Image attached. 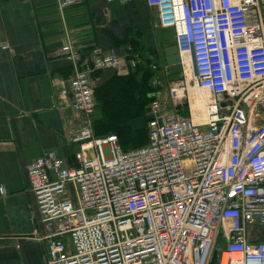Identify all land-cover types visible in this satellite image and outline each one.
<instances>
[{
  "label": "built area",
  "instance_id": "obj_1",
  "mask_svg": "<svg viewBox=\"0 0 264 264\" xmlns=\"http://www.w3.org/2000/svg\"><path fill=\"white\" fill-rule=\"evenodd\" d=\"M146 2L172 29L182 73L191 63L187 81L208 92L204 116L176 114L171 89L150 104L145 146L96 137L97 73L126 76L139 61L99 47L84 57L65 32L61 96L81 119L78 151L73 164L47 153L26 168L44 264H210L215 252L217 264H264V241L248 238L264 228V0Z\"/></svg>",
  "mask_w": 264,
  "mask_h": 264
},
{
  "label": "crops",
  "instance_id": "obj_2",
  "mask_svg": "<svg viewBox=\"0 0 264 264\" xmlns=\"http://www.w3.org/2000/svg\"><path fill=\"white\" fill-rule=\"evenodd\" d=\"M58 1L67 7L60 10ZM158 22L146 0H0V264H44L26 168L47 153L73 164L78 151L70 138L81 119L61 96L72 76L61 51L65 32L84 57L95 47L137 57L165 53L174 40L172 29ZM115 73L96 79L101 84ZM248 238L264 241V228L251 227Z\"/></svg>",
  "mask_w": 264,
  "mask_h": 264
},
{
  "label": "trees",
  "instance_id": "obj_3",
  "mask_svg": "<svg viewBox=\"0 0 264 264\" xmlns=\"http://www.w3.org/2000/svg\"><path fill=\"white\" fill-rule=\"evenodd\" d=\"M140 66L142 64H138L135 72L126 76L115 74L95 88L96 115L98 110L99 115L93 120L94 134L98 138L116 136L125 151L135 149L136 135L140 134L142 140L147 137L143 131L138 134L133 132L134 123L145 121L147 131V123L152 119L147 107L156 95L146 94V90L150 88L148 81L151 73L146 67ZM139 73L143 74L141 82L137 79Z\"/></svg>",
  "mask_w": 264,
  "mask_h": 264
},
{
  "label": "rangeland",
  "instance_id": "obj_4",
  "mask_svg": "<svg viewBox=\"0 0 264 264\" xmlns=\"http://www.w3.org/2000/svg\"><path fill=\"white\" fill-rule=\"evenodd\" d=\"M173 46H175V40H173L169 44L168 48ZM163 50L164 49H160L157 53H154L152 55H144L142 51L137 52V58L139 61L138 64H142V66L146 67L148 71L151 73V77H150L151 79L148 81L150 88L146 90V94L147 93H152L153 95L161 94V93L163 94L169 92L171 89H177L182 91V93H180V95H182L180 96V98L178 97V99L175 101L170 100L168 98V100H165V103L172 110H174L176 114H180V115L185 114V112H187V110L189 109V105L192 106V103L189 99L190 97L189 87L192 86V83L187 81V78L190 80L192 77H187V76L185 77L182 72L179 74L172 75L170 72V64L168 63L167 60L168 58L166 56V53L163 52ZM136 66L131 67L130 73L134 71ZM142 66L140 67L142 68ZM110 70L111 69L105 71H110ZM142 78H143L142 73L137 74V79L139 82L142 81ZM147 110L148 112L150 111V102L147 107ZM98 115H99V110L94 118H96ZM141 131H143V133L147 135L146 122L145 121L135 122L133 125V132L138 134ZM139 135L140 134L136 135L137 142L135 143L134 146L135 148H140L147 144V140H148L147 137L145 140H142V138Z\"/></svg>",
  "mask_w": 264,
  "mask_h": 264
},
{
  "label": "bare ground",
  "instance_id": "obj_5",
  "mask_svg": "<svg viewBox=\"0 0 264 264\" xmlns=\"http://www.w3.org/2000/svg\"><path fill=\"white\" fill-rule=\"evenodd\" d=\"M188 68L185 69L183 75L186 77H192V66L191 63H188ZM192 79V78H191ZM189 95L191 97L192 110L196 121H199L204 116V106L205 103L209 100V94L206 91H201L195 89L193 86L189 87ZM236 258V257H234ZM226 261V257L224 262Z\"/></svg>",
  "mask_w": 264,
  "mask_h": 264
},
{
  "label": "water",
  "instance_id": "obj_6",
  "mask_svg": "<svg viewBox=\"0 0 264 264\" xmlns=\"http://www.w3.org/2000/svg\"><path fill=\"white\" fill-rule=\"evenodd\" d=\"M166 56L168 63L170 64V72L172 75L179 74L182 72L178 51L175 46L170 47L166 50ZM218 263V253L215 252L210 264H217Z\"/></svg>",
  "mask_w": 264,
  "mask_h": 264
}]
</instances>
